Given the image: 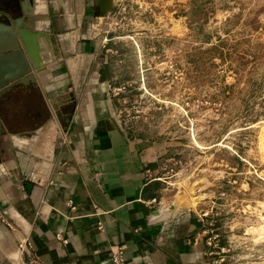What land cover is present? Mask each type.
Wrapping results in <instances>:
<instances>
[{"label":"crops","instance_id":"1","mask_svg":"<svg viewBox=\"0 0 264 264\" xmlns=\"http://www.w3.org/2000/svg\"><path fill=\"white\" fill-rule=\"evenodd\" d=\"M93 2L0 0L13 17L30 9L21 24L45 62L0 95V210L12 222L0 220V264L26 234L33 264H113L114 244L126 264H209L202 216L163 204L152 146L114 113Z\"/></svg>","mask_w":264,"mask_h":264},{"label":"rangeland","instance_id":"2","mask_svg":"<svg viewBox=\"0 0 264 264\" xmlns=\"http://www.w3.org/2000/svg\"><path fill=\"white\" fill-rule=\"evenodd\" d=\"M93 1L114 113L152 146L158 198L202 216L209 264H264V0Z\"/></svg>","mask_w":264,"mask_h":264},{"label":"water","instance_id":"3","mask_svg":"<svg viewBox=\"0 0 264 264\" xmlns=\"http://www.w3.org/2000/svg\"><path fill=\"white\" fill-rule=\"evenodd\" d=\"M99 2L101 14H105L113 6L112 0H99ZM30 13V9L22 6L21 14ZM21 14L13 17L11 13L0 12V35L4 40L7 39L0 47V95L13 85L36 81L32 70L39 72L44 68L45 62L35 58L29 37V26H22Z\"/></svg>","mask_w":264,"mask_h":264},{"label":"built area","instance_id":"4","mask_svg":"<svg viewBox=\"0 0 264 264\" xmlns=\"http://www.w3.org/2000/svg\"><path fill=\"white\" fill-rule=\"evenodd\" d=\"M154 200L155 198L153 197L151 201ZM0 220L8 227H12V222L6 217L5 211L0 210ZM97 227H102L101 222H97ZM56 238L62 240L63 242L67 241V238L59 233H56ZM205 242L207 244L211 243L210 236L205 240ZM15 250L17 252V258L14 261H11L10 264H33L34 257L31 251V242L27 234L17 241ZM110 255L113 264H126L125 246L123 244L112 245Z\"/></svg>","mask_w":264,"mask_h":264},{"label":"flooded vegetation","instance_id":"5","mask_svg":"<svg viewBox=\"0 0 264 264\" xmlns=\"http://www.w3.org/2000/svg\"><path fill=\"white\" fill-rule=\"evenodd\" d=\"M98 6H99V8H100V2H99V0H98Z\"/></svg>","mask_w":264,"mask_h":264},{"label":"bare ground","instance_id":"6","mask_svg":"<svg viewBox=\"0 0 264 264\" xmlns=\"http://www.w3.org/2000/svg\"><path fill=\"white\" fill-rule=\"evenodd\" d=\"M112 3H114V0H112Z\"/></svg>","mask_w":264,"mask_h":264}]
</instances>
